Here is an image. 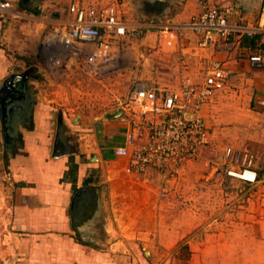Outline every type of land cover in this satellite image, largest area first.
Masks as SVG:
<instances>
[{"label":"rangeland","instance_id":"374dc122","mask_svg":"<svg viewBox=\"0 0 264 264\" xmlns=\"http://www.w3.org/2000/svg\"><path fill=\"white\" fill-rule=\"evenodd\" d=\"M9 1L13 9L0 12L3 24L0 49L6 65L5 78L13 72L26 70L35 75L28 79L23 94H9L4 109L0 107V126L4 131L1 143L4 148L0 155V190L3 191H0V264H60V255L57 254L58 260L45 255V251L50 254V249L45 247L36 250L38 256L33 262L17 260L18 255L21 258L25 255L23 250H16L14 233L10 230L12 200L8 194H12L9 185L13 184L14 171L9 158L13 153L22 152L21 131L37 126L38 122L47 128L51 140L62 132L71 151L84 150L82 159L90 157L91 152L100 159L94 181H87L81 190L100 189L107 194L85 198L87 223L78 224V214L73 221L77 240L84 243L96 240L101 245L109 244L108 239L120 241L117 255L125 256L118 257L120 264H193V253L199 250L195 243L231 228L230 238L241 239L244 243L245 260L253 263L251 255H255L261 262L264 240L258 237L264 238L262 194L257 182L249 184L225 172L229 164L227 148L249 154L253 168L259 162L249 135L244 128L238 129V124L244 126L247 119H251L243 88L227 86L223 101L216 97L211 104L203 106L208 139L200 146L199 155L186 162L179 173L160 176L161 172L152 170L140 176L131 175L121 161L113 160V149L123 138L120 133L111 135L105 130L115 118L122 119L134 84L138 81L149 83L155 76L153 67L145 68L143 56L137 52L142 46L140 42L129 47L131 53H125V41L119 65L95 74L83 56L61 60L57 54L43 49L44 36L65 18L64 0ZM146 9L164 14L166 8L154 3L148 4ZM169 10V13L176 12L178 7L173 4ZM160 68L167 69L171 81L165 83L174 87L178 70L175 72L169 66ZM1 92L0 87V96ZM21 99V107L15 106L14 100ZM14 108L17 109L15 114ZM34 110L44 114H31ZM60 110L64 113L62 119L58 114ZM118 110H121L118 117L110 116ZM238 115L242 121H237ZM111 191L114 196L109 197ZM235 229L240 231L236 233ZM218 239L214 243H218ZM237 250L234 245L228 248L213 246L206 256L220 260V256L228 253L234 257Z\"/></svg>","mask_w":264,"mask_h":264},{"label":"crops","instance_id":"0c3cea01","mask_svg":"<svg viewBox=\"0 0 264 264\" xmlns=\"http://www.w3.org/2000/svg\"><path fill=\"white\" fill-rule=\"evenodd\" d=\"M214 2L233 7V14L229 19L231 23L243 22L258 25L264 21V0H214ZM154 3L165 6L164 14H156L146 9L148 4ZM173 4L178 7V10L169 13V8ZM122 11L128 22L143 25L146 29L142 36L128 37L124 51L131 53L129 47L132 45L134 47L140 42L142 46L137 52L143 56L144 67L152 66L155 70V76L151 82H144L149 87L158 89L170 87L165 83L170 80L167 69L160 67L169 66L174 68L175 72L178 70L175 75L176 83L173 86L178 84L182 69L187 70L198 80L202 79L205 69L215 60L223 61L226 68L230 69L231 75L226 86L217 91L206 105L211 104L216 97L223 101L227 86L236 85L243 88L242 90L247 94L246 104L249 106L251 119H247L246 126L238 124V129H245L250 137L252 149L259 157L255 168L259 173L257 186L264 202V63L253 62L249 58L250 54H264V32L252 37L234 36L225 42L214 34L208 46L201 47L199 46L200 35L189 25L192 18L200 12L197 0H124ZM2 25L0 19V27ZM164 26H170L178 33L177 44L167 46L169 47L167 51L166 45L160 40V30ZM248 46H251V49H248ZM3 57V51L0 49L1 86L6 79L4 74L6 65ZM31 114H44V112L34 110ZM236 119L238 122L243 120L240 115ZM114 121L106 126V134L120 133V138H123L126 123H123L121 118H115ZM39 123L37 126L21 131L23 143L20 150L22 152L13 153L9 158L12 160L14 171L13 184L9 185V193L12 194H8L12 200L10 230L14 233L16 250H23L25 255L22 258L18 255L16 259H27L33 262L34 257L38 256L36 250L45 247L50 249V254L49 251H45V255H50L56 260H58L57 254L60 255V264H120L119 258H125L123 255H117L116 247L120 245V241L108 239L109 244H103V246L96 240H91L93 243H84L75 238L73 227L75 216L77 214L79 216L78 224L87 223L84 215L85 198L89 199L91 195L92 198H100V195L105 197L107 194L100 189L89 192L81 190L87 181L88 183L94 181V171L100 163L98 155L91 152L90 157L82 159L81 154L84 150L71 151L62 132L51 140L47 128L41 127ZM3 139L4 131L0 126V155L4 148L1 146ZM112 155L114 156L113 152ZM120 158L114 156L113 160L121 161L122 166L125 167L126 159ZM109 195V197L114 196L112 191ZM261 196L259 198H262ZM231 230L228 228L214 235L212 233L204 241L195 243L199 250L193 253V264H264V258L260 262L255 255H251L253 263L245 260L244 243L241 239L230 238ZM239 231L235 229L236 233ZM217 239L218 243H214ZM258 239L264 240L263 237ZM233 245L238 249L236 254L232 255L234 257H230L229 253L220 256V260L207 257V251L213 246L228 248ZM50 261L55 262L53 259Z\"/></svg>","mask_w":264,"mask_h":264},{"label":"built area","instance_id":"2783aa9c","mask_svg":"<svg viewBox=\"0 0 264 264\" xmlns=\"http://www.w3.org/2000/svg\"><path fill=\"white\" fill-rule=\"evenodd\" d=\"M64 1L65 18L44 36L43 49L57 54L61 60L83 56L95 74L119 65L126 39L142 36L146 31L143 25L124 18V0ZM197 1L200 12L189 25L200 35L201 47L208 46L214 34L225 42L234 36L252 37L264 32V21L258 25L231 23L233 7L219 5L214 0ZM12 7L9 0L0 1V12L12 10ZM160 32L164 45L177 44L175 29L164 26ZM249 58L264 63L263 53L250 54ZM230 75L224 62L215 60L205 69L201 80L182 69L174 87L158 89L136 82L124 106L123 140L113 149L115 156L126 159V172L140 176L154 170L161 172V176H175L186 162L198 156L209 134L202 108L226 86ZM226 157L229 164L227 162L225 172L229 176L249 184L259 180L258 171L250 165L252 157L249 154L227 148Z\"/></svg>","mask_w":264,"mask_h":264},{"label":"water","instance_id":"95a60500","mask_svg":"<svg viewBox=\"0 0 264 264\" xmlns=\"http://www.w3.org/2000/svg\"><path fill=\"white\" fill-rule=\"evenodd\" d=\"M35 74L31 70H26L23 73H13L8 78H6L1 86V96H0V107L4 109V101L6 100V96L9 93H12L14 96L16 94H20V92H24V88H27V81L30 77H33ZM20 96V95H19ZM18 96V97H19ZM23 96V95H21ZM16 98V97H15ZM20 98V97H19ZM22 100V99H21ZM1 110V111H2ZM2 113V112H1ZM63 111H59V118L62 119ZM121 114V110L112 113L111 117H118Z\"/></svg>","mask_w":264,"mask_h":264},{"label":"flooded vegetation","instance_id":"af4514ba","mask_svg":"<svg viewBox=\"0 0 264 264\" xmlns=\"http://www.w3.org/2000/svg\"><path fill=\"white\" fill-rule=\"evenodd\" d=\"M9 94H11V93H9ZM8 94V95H9ZM13 95V94H12ZM23 100H18V101H16V100H14V102L13 103H16V104H14L15 106H17V105H19V107H21V104H23V102H22ZM22 102V103H21ZM17 112V109L16 108H14V110H13V113L15 114ZM8 136V135H7ZM9 137V136H8Z\"/></svg>","mask_w":264,"mask_h":264}]
</instances>
